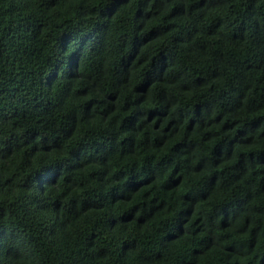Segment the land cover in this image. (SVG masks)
Instances as JSON below:
<instances>
[{"label":"trees","instance_id":"obj_1","mask_svg":"<svg viewBox=\"0 0 264 264\" xmlns=\"http://www.w3.org/2000/svg\"><path fill=\"white\" fill-rule=\"evenodd\" d=\"M0 264H264V0H0Z\"/></svg>","mask_w":264,"mask_h":264}]
</instances>
